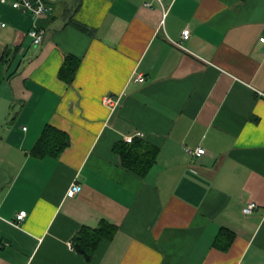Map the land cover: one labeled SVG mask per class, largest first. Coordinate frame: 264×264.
Segmentation results:
<instances>
[{
	"label": "crops",
	"instance_id": "1",
	"mask_svg": "<svg viewBox=\"0 0 264 264\" xmlns=\"http://www.w3.org/2000/svg\"><path fill=\"white\" fill-rule=\"evenodd\" d=\"M45 2L0 3V264H264V0ZM47 125L56 158L31 154ZM134 139L156 149L143 175L114 150ZM101 222L86 258L73 240Z\"/></svg>",
	"mask_w": 264,
	"mask_h": 264
},
{
	"label": "trees",
	"instance_id": "2",
	"mask_svg": "<svg viewBox=\"0 0 264 264\" xmlns=\"http://www.w3.org/2000/svg\"><path fill=\"white\" fill-rule=\"evenodd\" d=\"M76 62L77 61L73 60L71 57L65 59L62 72L60 73L61 76L65 78L68 77V79L71 80L77 67ZM137 143L138 141L134 139L130 144H117L114 147V150L120 154L123 165L127 169L143 175L145 173V169L150 164L149 161H152L154 158L156 149L146 145L145 143H143L145 145H140L141 148H139L137 147ZM68 145L69 138L67 134L47 125L42 130L36 144L32 148L31 154L38 158H56ZM105 231H109L108 236H111L114 231V227L106 222H101L95 229L85 228L75 236L73 240V247L86 258H89L100 241L102 233Z\"/></svg>",
	"mask_w": 264,
	"mask_h": 264
},
{
	"label": "built area",
	"instance_id": "3",
	"mask_svg": "<svg viewBox=\"0 0 264 264\" xmlns=\"http://www.w3.org/2000/svg\"><path fill=\"white\" fill-rule=\"evenodd\" d=\"M157 3H159L162 6V1L163 0H154ZM1 4H7L9 5L12 9L19 11L20 13L24 15H29L33 18H39L44 16L46 13L51 11V7L48 6L45 2V0H0ZM146 7H151L150 3H144ZM166 11L163 10V17H165ZM27 35L30 37L31 42L35 46L41 45L43 42V39L45 37V30L43 28H40L38 26H33L28 32ZM190 37V30L185 29L182 34H181V40L185 41ZM259 41L264 45V37L260 38ZM178 47H181V44L178 43L176 44ZM136 81L139 83L144 82V77L142 75H138L136 77ZM105 104L112 105V101L105 97L104 101ZM128 142L131 141V138L126 139ZM187 152L196 156L200 157L205 154V149L201 146L197 147L195 150H190L187 149ZM81 187L78 184H72L69 190L67 191V196L72 197L78 192H80ZM258 209V206L255 203H248L244 208H243V213L245 215H250L253 213L255 210ZM26 213L25 211H21L16 215V221L20 223L23 221Z\"/></svg>",
	"mask_w": 264,
	"mask_h": 264
},
{
	"label": "rangeland",
	"instance_id": "4",
	"mask_svg": "<svg viewBox=\"0 0 264 264\" xmlns=\"http://www.w3.org/2000/svg\"><path fill=\"white\" fill-rule=\"evenodd\" d=\"M51 1H53V3L55 4H59V0H51Z\"/></svg>",
	"mask_w": 264,
	"mask_h": 264
}]
</instances>
